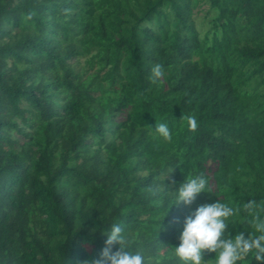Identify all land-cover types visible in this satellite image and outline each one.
<instances>
[{"label": "trees", "instance_id": "1", "mask_svg": "<svg viewBox=\"0 0 264 264\" xmlns=\"http://www.w3.org/2000/svg\"><path fill=\"white\" fill-rule=\"evenodd\" d=\"M168 172L170 193L189 172L210 191L170 206ZM217 199L256 201L233 235L264 219V0H0V264H84L111 223L183 264L185 218Z\"/></svg>", "mask_w": 264, "mask_h": 264}, {"label": "clouds", "instance_id": "2", "mask_svg": "<svg viewBox=\"0 0 264 264\" xmlns=\"http://www.w3.org/2000/svg\"><path fill=\"white\" fill-rule=\"evenodd\" d=\"M151 73V79L159 82L165 76V66L156 63ZM186 119L189 129L194 131L198 128L199 122L195 115H188ZM153 131L165 141L173 140V129L167 122L155 124ZM170 172L163 176L162 183L153 188L156 194H174V203L170 206L180 203L191 205L199 194L210 191V181L204 173L189 172L178 189L170 193L164 185L165 177ZM154 203L159 206L160 201L156 200ZM170 206L167 207L166 213ZM255 207L254 200H248L242 205V209L249 212H254ZM242 209L236 207L230 199H217L215 202L199 205L185 218L179 244L172 247L173 254L183 264H238L246 258H254L258 264H264V219L259 214L254 215L255 232L250 234L246 231H236L233 235L228 231L239 218ZM102 232L106 239L100 255L92 261H84V264H156L142 249L134 247L132 236L120 223H111L107 229H102ZM116 244L119 248L113 251ZM205 250L215 253V257L205 260Z\"/></svg>", "mask_w": 264, "mask_h": 264}, {"label": "rangeland", "instance_id": "3", "mask_svg": "<svg viewBox=\"0 0 264 264\" xmlns=\"http://www.w3.org/2000/svg\"><path fill=\"white\" fill-rule=\"evenodd\" d=\"M208 5L202 4L198 6L195 10V24L199 32L202 34L206 33L209 30V20L210 17H207ZM212 15V14H211Z\"/></svg>", "mask_w": 264, "mask_h": 264}, {"label": "bare ground", "instance_id": "4", "mask_svg": "<svg viewBox=\"0 0 264 264\" xmlns=\"http://www.w3.org/2000/svg\"><path fill=\"white\" fill-rule=\"evenodd\" d=\"M81 45V44H80Z\"/></svg>", "mask_w": 264, "mask_h": 264}]
</instances>
